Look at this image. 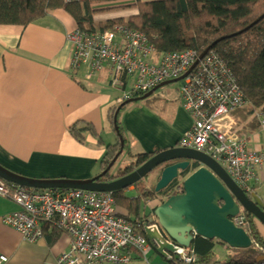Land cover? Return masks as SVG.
Wrapping results in <instances>:
<instances>
[{
  "label": "crops",
  "instance_id": "crops-1",
  "mask_svg": "<svg viewBox=\"0 0 264 264\" xmlns=\"http://www.w3.org/2000/svg\"><path fill=\"white\" fill-rule=\"evenodd\" d=\"M136 1L101 0L91 4L94 26L100 30L101 25L114 19L129 20L139 13ZM78 27L76 19L63 7L50 9L26 26L0 24V164L14 172L32 178H92L102 172L108 147L120 141L114 126L115 112L120 98L131 90L133 78L115 68L113 74L125 81L115 84L110 59L91 77L87 76L86 65L73 71V45L67 34ZM115 89L122 92L121 97ZM149 103H127L126 110L118 113L126 147L135 156L177 146L192 125V116L178 94L172 98L159 96ZM241 125H246L244 130L250 134V147L264 148V131L251 129L244 121ZM79 126L86 129L74 135L72 128ZM146 186L152 189L148 182ZM123 190L132 198L138 195L134 184ZM147 200L142 199L141 216L149 215L161 203L157 197ZM144 206L148 210L142 213ZM17 209L11 197L0 195V254L8 256L6 264H55L57 257L70 248V236L60 231L52 241L48 235L35 242L24 239L4 222V216ZM116 209L131 218L126 207L116 205ZM215 242L216 239L214 258L205 262L198 254L199 264H214L228 257L217 256ZM153 251L149 249L146 258L124 264H170ZM228 252L232 250L228 248Z\"/></svg>",
  "mask_w": 264,
  "mask_h": 264
},
{
  "label": "built area",
  "instance_id": "built-area-1",
  "mask_svg": "<svg viewBox=\"0 0 264 264\" xmlns=\"http://www.w3.org/2000/svg\"><path fill=\"white\" fill-rule=\"evenodd\" d=\"M67 38L74 47L72 66H88V77L110 59L114 68L133 78L124 99L164 81L179 79L176 82L179 98L193 124L178 146L213 157L245 191H252L254 183L263 178L264 148L250 149L246 135L232 117L245 98L232 68L219 53L210 50L200 58L193 48L160 52L145 32L123 24L92 32L76 28ZM113 82L125 83L115 75ZM0 195L11 197L19 206L4 216V222L17 229L24 239L38 241L45 237L46 227L70 236V248L57 257L55 264H124L130 262L132 251L144 253L149 246L140 230L141 220L119 214L112 191L76 188L36 191L0 178ZM233 221L248 231L250 220L243 206ZM253 243L259 250L254 264H264V245L254 240ZM183 259L186 264L197 260L193 253ZM7 262L8 256L0 254V264Z\"/></svg>",
  "mask_w": 264,
  "mask_h": 264
},
{
  "label": "trees",
  "instance_id": "trees-1",
  "mask_svg": "<svg viewBox=\"0 0 264 264\" xmlns=\"http://www.w3.org/2000/svg\"><path fill=\"white\" fill-rule=\"evenodd\" d=\"M99 1L101 0L66 3L64 0H0V24L26 26L46 15L50 9L63 7L76 19L79 28L94 31L97 28L93 24L91 4ZM136 6L139 13L132 15L129 20L116 19L110 21L108 25H101L99 29L105 30L113 27L114 24H126L149 35L151 42L155 43L160 52L190 48L198 50L199 54L207 48L216 51L230 65L238 85L249 100V105L237 113L249 128L256 129L260 126L256 113L259 110L264 115V16L254 25L250 26V24L264 14V0H137ZM231 34L235 35L231 36ZM223 36L227 37L211 47ZM151 97L146 100L150 102ZM128 105H124L121 110H126ZM79 127L72 128L74 135L86 129ZM108 149L109 152L102 159L103 170L120 150V141L110 145ZM156 152L158 151L137 154L131 163L120 168V174L132 172ZM106 176L107 180L115 178L111 174ZM134 185L138 191V195L134 198L125 194L124 190L114 191L113 195L116 205L126 207L131 219L139 218L142 222L145 217L141 216V206L144 202L142 199L153 197V191L147 188L144 180ZM173 185L179 186L177 180ZM175 192L178 191L170 188L164 194L170 195ZM249 216L250 225L247 228L249 234L254 241L264 245V236L255 224L253 216L251 214ZM44 231L50 241L56 240L60 235V231L56 228L46 227ZM213 246L214 240L200 236L193 242V249L205 262L214 258ZM258 253L259 250L253 243L250 248H234L226 259L216 261L214 264L228 262L254 264ZM170 264L181 263L171 261Z\"/></svg>",
  "mask_w": 264,
  "mask_h": 264
},
{
  "label": "water",
  "instance_id": "water-1",
  "mask_svg": "<svg viewBox=\"0 0 264 264\" xmlns=\"http://www.w3.org/2000/svg\"><path fill=\"white\" fill-rule=\"evenodd\" d=\"M260 16L251 25L257 23ZM235 34H231L233 36ZM223 36L212 45L225 39ZM210 48L200 56L203 57ZM197 62L192 66L195 67ZM163 82L147 93L131 98L120 104L115 112L114 126L120 136L121 150L100 174L87 179L32 178L14 172L0 164V178L16 185L38 189H72L82 188L98 192L123 190L132 186L150 171L161 167L160 178L155 192H161L180 178L183 192L172 194L154 207L153 212L145 216L142 231L147 237L151 248L167 259L174 256H186V249L195 240V234L207 239H217L231 248H250L253 240L251 235L232 220L243 205L250 213L257 216L264 224V204L256 196L251 199L239 188L227 170L212 157L203 152L173 146L155 153L140 167L127 174H111L115 178H104L118 160L125 141L118 124V113L127 103L144 100L160 87L175 82ZM199 166L192 173L186 169ZM112 177V176H111Z\"/></svg>",
  "mask_w": 264,
  "mask_h": 264
},
{
  "label": "bare ground",
  "instance_id": "bare-ground-1",
  "mask_svg": "<svg viewBox=\"0 0 264 264\" xmlns=\"http://www.w3.org/2000/svg\"><path fill=\"white\" fill-rule=\"evenodd\" d=\"M117 19H120V18H117ZM114 20H116V19H114ZM113 21V20H112ZM120 24H114V26L113 27H111V28H116L117 26H119ZM87 31H89V30H87ZM94 31H101V30H94ZM92 32V31H91ZM73 53H74V47H73ZM72 58H73V56H72ZM71 62H72V59H71ZM104 67V66H103ZM102 67V68H103ZM71 68H72V70L73 71H77V70H79V68H74L73 66H72V63H71ZM101 68V69H102ZM114 66H112L111 68H110V71H111V73H110V75H111V77H112V79H114V74H113V71H114ZM100 70V69H99ZM240 87V86H239ZM241 89V88H240ZM241 91H242V89H241ZM243 92V91H242ZM243 94H244V92H243ZM244 98H245V103L242 105V106H240V107H238V108H236L233 112H232V117L235 119V121H236V123H237V126H238V128H239V130H240V132L241 133H243V134H245L246 135V137H247V142H248V147L250 148V149H255V148H251L250 147V134H248L245 130H244V128H246V125H241V122H243L244 120L242 119H240V115L237 113V111H239L240 109H242V108H245L246 106H248L249 105V100L246 98V96H245V94H244ZM256 115L258 116V118H259V120H260V126L258 127L261 131H264V128H263V121H264V115L259 111V110H257V113H256ZM245 122V121H244ZM192 124H193V118H192ZM192 126V125H191ZM179 143V142H178ZM177 147H179L178 146V144H177ZM207 155V154H206ZM209 156V155H208ZM211 157V156H210ZM213 158V157H212ZM214 159V158H213ZM215 160V159H214ZM217 161V160H216ZM218 162V161H217ZM219 163V162H218ZM220 164V163H219ZM221 165V164H220ZM223 166V165H222ZM224 167V166H223ZM197 168H199V166H196V167H194V169L196 170ZM225 168V167H224ZM226 169V168H225ZM161 170H162V168L161 167H159V168H155V169H153L152 171H154L153 172V174L151 175V176H149L148 177V179L149 180H153L154 181V185H153V188L152 189H150V190H152L153 191V197H157V196H159V201H163V200H165V199H167L170 195H172V194H178V193H181V192H183V187L181 186V185H179V186H174L173 184H170L167 188H165L163 191H161V192H155V187H156V184H157V182H158V180H159V178H160V172H161ZM152 171H150L147 175H145L142 179H140V180H144L145 181V183H147V180L146 179H144L145 177H147ZM228 172V171H227ZM228 174H229V172H228ZM230 175V174H229ZM231 176V175H230ZM263 178L262 179H260L259 181H257V182H255L254 183V186H253V188H252V191H245L244 189H242L240 186H239V184L234 180V178L231 176V178L234 180V182L236 183V185L239 187V188H241L244 192H246V194L251 198V199H253V196L254 195H256L261 201H262V203L264 204V201L255 193V190H256V188L258 187V186H260V184L261 183H263L264 182V171H263V176H262ZM139 180V181H140ZM173 185V186H172ZM26 189H28V190H36V191H43L44 189H38V188H29V187H25ZM170 188H172V190H175V191H178V192H175V193H172V194H170V195H167V194H164V192H167V190H169ZM76 189H82V188H76ZM82 190H87V189H82ZM87 191H92V190H87ZM153 197H148L147 199H149V200H151ZM149 200H147V201H149ZM243 205H240V207H242ZM243 208L245 209V211H246V213H247V216H248V218H249V220H250V214H251V216H253V219H255V224L257 225V227H258V225H260V224H263L262 223V221L257 217V216H255L254 214H252V213H250L244 206H243ZM239 212H240V209H239ZM238 212V213H239ZM237 213V214H238ZM236 214V215H237ZM235 215V216H236ZM234 216V217H235ZM234 217H232V220H233V218ZM250 225V224H249ZM264 225V224H263ZM243 228V227H242ZM259 228V227H258ZM245 229V228H244ZM246 230V229H245ZM247 231V230H246ZM248 232V231H247ZM249 233V232H248ZM197 237H199L198 236V234H195V239L197 238ZM201 237V236H200ZM252 238V237H251ZM217 240V239H216ZM253 240V239H252ZM217 241H219V240H217ZM147 242H148V248L146 249V251L144 252V253H142V252H138V251H136V250H134V251H132V257H131V260H130V262L134 259V258H138V257H143V258H146V255H147V253H148V251H149V249H153V248H151V245H150V243H149V241H148V239H147ZM194 242V241H193ZM220 242V241H219ZM216 243V242H215ZM221 244H225V243H222V242H220ZM253 244V243H252ZM225 245H227V244H225ZM228 246V245H227ZM231 248V247H230ZM232 249H234V248H232ZM154 250V249H153ZM233 251V250H232ZM154 252H155V250H154ZM186 253H187V255H190V254H194L195 256H196V258H197V260H196V262L194 263V264H199V258H198V253H196V251L193 249V243H192V245L190 246V247H188L187 249H186ZM186 255V256H187ZM175 256H177V255H175ZM175 256H174V258H173V260H170V262L171 261H173V262H176V263H181V264H186L185 262H184V257H186V256H182V257H180V256H178V258L176 259V260H174L175 259ZM258 256H259V253H258ZM258 259V258H257ZM220 261V260H219ZM129 263V262H128ZM201 264H205V263H201Z\"/></svg>",
  "mask_w": 264,
  "mask_h": 264
},
{
  "label": "rangeland",
  "instance_id": "rangeland-1",
  "mask_svg": "<svg viewBox=\"0 0 264 264\" xmlns=\"http://www.w3.org/2000/svg\"><path fill=\"white\" fill-rule=\"evenodd\" d=\"M251 24H250V26H251ZM115 90H116L115 92L117 93V96L120 95L119 97H121V93L122 92L119 89H115ZM177 94L179 95V93H178V85L176 83H169V84H166V85L160 87L158 90H156L152 94L150 102H153L159 96L162 97V98H166V97L172 98V97H174ZM137 103H139V105H141V106H144L146 104H150L149 100H146V99L137 101ZM134 159H135V154L129 153L128 146H127L126 149L122 152V154L118 158V160L116 161V163L114 164V166L111 168L110 173L111 174L119 173L120 168H124L126 165L131 163ZM153 172L154 171H152L147 177L144 178V179L147 180V182L149 183V185L152 188H153V185H154V181L153 180H149L148 177L151 176L153 174ZM181 180L182 179L180 178V181ZM181 186H182V184H181ZM126 193L127 194H131V192L128 191L127 189H126ZM257 193H258V195L264 197V182L260 184V187L258 188ZM157 198L159 199V196H157ZM147 210H148V207L144 206L142 213H145V211H147ZM260 226H261L260 230L264 231V225L260 224ZM217 242H218V244H217V247L215 249V251L217 253V256L219 258H221V259L222 258L224 259L227 255H229L230 252H228V248H230V247L225 245V244L223 245L219 241L216 240V243ZM230 249L233 250L232 248H230Z\"/></svg>",
  "mask_w": 264,
  "mask_h": 264
},
{
  "label": "clouds",
  "instance_id": "clouds-1",
  "mask_svg": "<svg viewBox=\"0 0 264 264\" xmlns=\"http://www.w3.org/2000/svg\"><path fill=\"white\" fill-rule=\"evenodd\" d=\"M120 24H123V23H120ZM123 25H126V24H123ZM127 26H128V25H127ZM78 28H79V27H78ZM110 28H111V27H110ZM110 28H108V29H110ZM105 30H107V29H105ZM102 31H103V30H102ZM148 36H149V35H148ZM205 50H206V49H205ZM205 50H204V51H205ZM204 51H203V52H204ZM209 51H210V49H209ZM203 52H202V53H203ZM202 53H201V54H202ZM201 54H200V55H201ZM172 80H175V79H172ZM178 80H179V79H176V81H175V82H172V83H176ZM167 81H170V80H167ZM164 82H166V81H164ZM162 83H163V82H162ZM162 83H160V84H162ZM160 84H158V85H160ZM168 84H169V83H168ZM158 85H157V86H158ZM157 86H155V87H157ZM155 87H154V88H155ZM154 88H153V89H154ZM151 90H152V89H151ZM148 91H150V90H148ZM148 91H146V92H139V93L133 94L131 97L126 98V99H124V98L122 97L123 99L121 98V99H122L121 103H123L124 101L129 100V99H131V98L141 96V95L147 93ZM151 96H152V95H151ZM151 96H149L148 98H150ZM178 96H179V95H178ZM148 98H146V99H148ZM144 100H145V99H144ZM139 101H140V100H139ZM134 102H137V101H134ZM130 103H132V102H130ZM125 105H126V104H125ZM118 124H119V123H118ZM119 128H120V126H119ZM120 132H121V131H120ZM117 133H118V132H117ZM118 135H119V134H118ZM122 135H123V134H122ZM119 137H120V136H119ZM123 137H124V135H123ZM161 151H162V150H161ZM158 152H159V151H158ZM156 153H157V152H156ZM150 158H151V157H150ZM150 158H149V159H150ZM149 159H148V160H149ZM148 160H147V161H148ZM194 170H195V169H193L192 172H193ZM102 171H103V170H102ZM119 172H120V171H119ZM192 172H191V173H192ZM129 173H130V172H129ZM110 174H111V173H110ZM119 174H120V173H119ZM181 181H183V180H181ZM181 181L179 180V181H177V183H178L179 185H181ZM141 228H142V227H141ZM141 231H142V230H141ZM144 235H145V234H144ZM146 238H147V237H146Z\"/></svg>",
  "mask_w": 264,
  "mask_h": 264
},
{
  "label": "flooded vegetation",
  "instance_id": "flooded-vegetation-1",
  "mask_svg": "<svg viewBox=\"0 0 264 264\" xmlns=\"http://www.w3.org/2000/svg\"><path fill=\"white\" fill-rule=\"evenodd\" d=\"M138 167H140V166H138ZM138 167H136V168H138ZM193 169H194V168L192 167V165H190V166L186 169V171H187V170H190L189 173H191ZM132 171H133V170H132ZM119 173H120V172H119ZM108 174H110V171H109ZM106 178H107V176L104 177V179H106ZM140 230H141V229H140Z\"/></svg>",
  "mask_w": 264,
  "mask_h": 264
}]
</instances>
